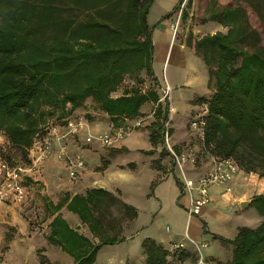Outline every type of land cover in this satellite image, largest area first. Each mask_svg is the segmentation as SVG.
Masks as SVG:
<instances>
[{
  "label": "trees",
  "instance_id": "trees-1",
  "mask_svg": "<svg viewBox=\"0 0 264 264\" xmlns=\"http://www.w3.org/2000/svg\"><path fill=\"white\" fill-rule=\"evenodd\" d=\"M154 1L0 0V132L23 157L47 126L46 114L55 110L65 121L91 98L113 125H119L140 116L145 103L156 102L153 26L148 23ZM182 2L178 0L173 9ZM196 2L202 22L214 21L226 28L184 42L206 66L212 87L210 93L193 100L197 112L206 107L204 146L214 155L232 157L240 169L264 177V0ZM192 3L187 0V7ZM187 15L182 10L180 18ZM126 77L139 84L149 81L148 87L112 96ZM167 116L168 108L158 106L152 121L142 127L153 147L144 153L161 146L160 130ZM186 144L176 147L192 143ZM153 165L161 170L159 162ZM107 196L111 197L102 189L70 199L65 196L53 211L65 205L83 222L90 220L94 231L101 215L95 212ZM251 205L261 222L254 228L241 227L232 240H225L233 245L231 259L218 264H264V194L255 195ZM49 227L47 241L71 255L75 264H94L101 245L120 241L101 236L95 245L59 215ZM141 248L145 264L185 260L197 264L195 252L182 247L169 251L151 238L143 239ZM41 252L37 251L39 264H51Z\"/></svg>",
  "mask_w": 264,
  "mask_h": 264
},
{
  "label": "crops",
  "instance_id": "crops-1",
  "mask_svg": "<svg viewBox=\"0 0 264 264\" xmlns=\"http://www.w3.org/2000/svg\"><path fill=\"white\" fill-rule=\"evenodd\" d=\"M175 3L174 1L171 4V10ZM169 12L168 9L163 11L153 25L152 70L159 80L155 63L163 60L164 64L172 61L177 71H180H176V75L173 73L171 77L166 75L161 78L167 80L172 90V87L176 89L174 95L173 91L171 92V141L177 146L192 143L194 133L190 131L188 123L199 108L193 100L210 93L211 89L208 86L207 68L202 64V60H196L194 49L175 38V31L170 25L172 17L161 19ZM189 66L190 70L195 67L197 71H193V68L191 74L197 73L200 76L192 75L189 78ZM199 82L202 90L197 88V91L193 92ZM186 89L191 90L189 95L186 94ZM121 93L118 89L111 95L116 97ZM87 100L88 98L69 117L80 120L85 126L77 135L61 137L59 141H55L44 160L36 166L27 180V198L29 195L33 203L38 205L39 201L44 207L47 216L44 229L39 234L35 230L29 231L27 235L30 238L21 242V228L17 227L15 222L8 223L7 227L14 229V232L4 240L0 236V240L5 244L9 243V250H0V264H27L26 257H29V264H39V249H42L41 254L51 264H75L71 255L47 241L49 223L56 215L95 245L100 243L101 236L120 239L111 245H101L94 264H145L146 257L141 248L145 238L155 240L169 251L175 250L174 244L182 243L183 249L195 253L196 244L206 241L204 255L207 260L213 264L228 262L233 245L225 240H232L241 227L254 228L248 226V220L243 213L251 205L255 195L264 194V177L239 169L231 180L209 188L211 200L202 207L199 215H189L186 211L187 200L182 197L179 179L185 175L195 177L203 173L205 159H201L194 167L186 166L184 172L178 168L170 170V158L167 154H162L161 146L158 145L151 154L144 153L153 149L148 132L144 128L134 130L110 146H102L97 142L86 144L84 139L88 133L101 135L118 126L112 124L108 115L100 111L95 102L94 110H86ZM180 103L185 106L183 122L176 120L174 124V107ZM152 104L145 103L140 109L141 115H146ZM80 110L84 113L82 116L77 114ZM151 121L152 118L147 119V123ZM65 123L57 126L59 135L65 132ZM62 150L65 155L60 161L58 154ZM126 155L131 156L127 158ZM77 157L83 162V166L78 169V178L71 180L67 174L68 178L65 179V171L69 170L65 158L74 160ZM155 162H159L161 170L155 168ZM129 164H133V167H129ZM93 189L105 190L111 196L103 197L95 212H100L101 215L99 225H95L94 231L91 230L93 223L90 220L83 222L65 205L58 211H53V206L65 196L69 199L77 194L85 196ZM243 201L249 203L241 207ZM257 219L260 223L261 217ZM183 264H188V260Z\"/></svg>",
  "mask_w": 264,
  "mask_h": 264
},
{
  "label": "built area",
  "instance_id": "built-area-1",
  "mask_svg": "<svg viewBox=\"0 0 264 264\" xmlns=\"http://www.w3.org/2000/svg\"><path fill=\"white\" fill-rule=\"evenodd\" d=\"M175 31L174 24L171 25ZM125 79L123 80V82ZM131 83L130 88H139L145 90L148 83L139 84L136 80L129 78ZM122 82V83H123ZM123 86L119 87L122 92ZM126 89V88H125ZM172 89L167 80L163 78L158 80L157 93L158 98L152 104L150 111L146 115H140L133 119H127L115 127L111 132L95 135L88 133L84 139L86 144L97 142L102 146H110L118 141H121L126 135L146 126L147 119L153 118L156 115L158 106H166L168 108V116L162 121L160 130L161 148L167 153L170 158V170L178 168L181 172L185 171L186 166L194 167L201 161L199 160V152L203 154L205 159V170L203 173L195 177L183 176L179 179L181 186V194L186 198V211L189 215H199L203 206L207 205L211 200L209 188L212 185L223 184L233 178L240 169L237 162L232 157H222L212 154L204 146V127L206 124V107H201V110L193 115L188 123L191 132L194 133V138L198 140L199 147L187 145L182 148H177L171 141L172 128V106H171ZM65 132L62 135L58 134V127L55 125H47L41 132H38L34 138L33 144L29 149L30 162L27 165H12L6 159L0 157V203H16L22 204L27 199V180L31 177L32 171L40 164L47 153L51 150L55 141H59L61 137L77 135L79 130L85 126L80 120L76 121L72 118L65 120ZM64 151L58 154V159H64ZM69 167V177L71 180L78 178V169L83 166L80 158L74 160L65 158ZM207 246V242L196 244L197 264H213L207 260L202 252V248ZM183 247L182 243L173 245L174 249Z\"/></svg>",
  "mask_w": 264,
  "mask_h": 264
},
{
  "label": "rangeland",
  "instance_id": "rangeland-1",
  "mask_svg": "<svg viewBox=\"0 0 264 264\" xmlns=\"http://www.w3.org/2000/svg\"><path fill=\"white\" fill-rule=\"evenodd\" d=\"M174 1L176 2L175 4H177L178 0H155L149 11L148 23L153 26L163 11L167 9L171 11V7H172L171 4L174 3ZM182 10L187 11L188 15L185 19L180 18ZM202 15L203 14L201 11V7L200 5L197 4L196 0H193V3L191 4L190 7H187V0H183V2L180 3L176 9H173V12L170 15V17H172L170 25L174 24V27H175V38H177L178 40L180 39L182 42H185V41L193 42L192 41L193 38L200 37L201 35L205 33H214L216 31H222V32L226 31V28L222 27L220 24L214 21L202 22L201 21ZM196 58H197L196 60H201V58L197 56ZM155 68H156V73L160 81L162 80L161 78L163 76L167 75L168 77H171L173 76V73L176 75V71H177L172 61H167L165 62V64L163 60L161 62L156 61ZM193 68H191L190 70V66L188 67L187 69V75L189 74L188 77L190 78L192 75L199 77L200 75L197 73L191 74L192 70L197 72L196 68L195 67ZM177 73H180V71H177ZM128 79L129 78L126 77L125 81L122 83V86H123L122 90L132 89L130 88L131 83L128 81ZM147 82L149 83V81ZM195 87L196 88H194L193 92L197 91L196 90L197 88L202 90L201 82L197 83ZM172 88H173L172 91L174 95V92L176 91V89L174 87ZM209 88L212 90V87H209ZM185 92L187 95H189L191 90L186 89ZM197 93L198 95H200L199 92ZM87 101L88 103L87 105H85L86 110L93 109L94 101L90 98H88ZM58 112H59L58 110H55L53 111L52 114H46L45 119H44V124L62 126L65 121H62L60 118H58ZM173 113H174V124L176 123V120H180L181 122H183V113H185V106L183 107L182 103H180L179 105H175ZM77 114H79V116H82V114L84 113H82V111L80 110ZM191 142L192 144L195 145L196 148L199 147V142L194 137L192 138ZM29 154L30 153L28 151L27 156L23 157L20 150L12 146L0 132V157L1 158L6 159L12 165H20V164L27 165L30 162ZM198 155H199V160L200 158L203 159L202 157L203 154L199 152ZM130 156L131 155H126L127 158H129ZM67 174H69V170L65 171V175H66L65 179L68 178ZM182 197H185V196H182ZM37 203L38 205L33 203L29 195L26 201L22 204L0 203V236H2L3 240L4 238L8 237L7 235L10 236L11 232H14V229L11 230V227L10 228L7 227L8 223H13V222H15L14 224H16V226L21 228L22 230L21 242L27 241L30 238V236L27 235L29 231L35 230L36 233L38 234L41 233V231L44 229L47 216L45 215L44 207L41 204H39L40 203L39 201ZM6 209H9V210L6 211ZM243 214L248 220L249 227H256V225H258L259 221L257 218H259L260 216L254 206L250 205ZM2 226H6V227H2ZM3 240L2 239L0 240V250L5 248L7 251L9 250V243L6 242L8 245L5 244ZM23 245L25 244L23 243ZM202 252L203 254H206V248H202ZM22 254L23 256L25 255L23 247H22ZM25 260L27 261V264H29V261H30L29 257H26ZM1 262L2 260L0 261V263Z\"/></svg>",
  "mask_w": 264,
  "mask_h": 264
},
{
  "label": "water",
  "instance_id": "water-1",
  "mask_svg": "<svg viewBox=\"0 0 264 264\" xmlns=\"http://www.w3.org/2000/svg\"><path fill=\"white\" fill-rule=\"evenodd\" d=\"M248 203H249L248 201H243V202L241 203V207H245Z\"/></svg>",
  "mask_w": 264,
  "mask_h": 264
}]
</instances>
